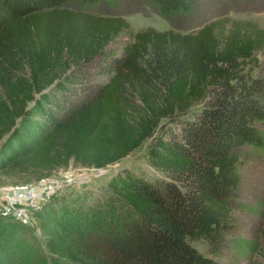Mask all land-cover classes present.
I'll return each instance as SVG.
<instances>
[{"label": "trees", "instance_id": "obj_1", "mask_svg": "<svg viewBox=\"0 0 264 264\" xmlns=\"http://www.w3.org/2000/svg\"><path fill=\"white\" fill-rule=\"evenodd\" d=\"M98 1L0 0V174L103 166L153 136L150 160L169 177L125 170L105 201L33 207L47 247L2 208L0 264H227L215 254L231 243L239 165L248 147L264 150V74L250 65L264 27L133 31L122 14L86 8ZM148 1L171 21L199 6ZM124 31L134 39L119 52ZM164 118L179 128L159 132Z\"/></svg>", "mask_w": 264, "mask_h": 264}, {"label": "rangeland", "instance_id": "obj_2", "mask_svg": "<svg viewBox=\"0 0 264 264\" xmlns=\"http://www.w3.org/2000/svg\"><path fill=\"white\" fill-rule=\"evenodd\" d=\"M69 5L79 8L76 1ZM86 8L101 14H122L130 20L133 31L148 25L195 31L214 19H220L219 26L225 30L234 25L236 19H246L253 25L264 27V0H199L193 17L178 14L174 15L173 21L161 14L148 0H100ZM133 39L131 31H124L113 44L121 52L123 45ZM250 65L254 74H264V46L256 51V60ZM196 107H191L186 115H192ZM163 122L159 132L179 128L178 120L164 118ZM153 140V136L145 139L121 159L103 166H88L71 161L41 179L32 178L25 173L13 178L0 174V210L6 209L5 204L13 205L18 201L14 194L18 189L32 187L39 201L27 209L26 217L19 220L28 228L24 233L30 240L41 241L47 247L37 225V218L33 215L35 207L39 208L43 203H57L61 199L105 201L110 193L111 178L125 170L144 174L159 182L169 177L165 170L155 166L150 160L149 147ZM246 150L239 165L241 187L239 204L234 207L235 224L227 235L231 243L224 244L221 253L215 254L227 264H264V150L251 147ZM196 244L203 251L207 250L204 242L197 241ZM46 252L51 254L47 248Z\"/></svg>", "mask_w": 264, "mask_h": 264}, {"label": "built area", "instance_id": "obj_3", "mask_svg": "<svg viewBox=\"0 0 264 264\" xmlns=\"http://www.w3.org/2000/svg\"><path fill=\"white\" fill-rule=\"evenodd\" d=\"M14 194L17 195L18 201H16V203L13 205L5 204L4 206L6 207V210L12 212L15 217L22 219L26 217L27 209L35 206L39 200L37 198V195L35 194V191H33L32 187L30 186L20 188L17 192H14ZM1 199L3 200L4 198Z\"/></svg>", "mask_w": 264, "mask_h": 264}]
</instances>
